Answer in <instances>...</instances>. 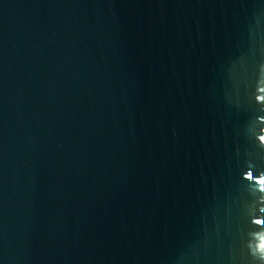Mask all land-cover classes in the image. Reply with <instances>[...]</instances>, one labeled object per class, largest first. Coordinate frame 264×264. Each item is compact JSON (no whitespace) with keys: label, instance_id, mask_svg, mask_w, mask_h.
Listing matches in <instances>:
<instances>
[{"label":"water","instance_id":"water-1","mask_svg":"<svg viewBox=\"0 0 264 264\" xmlns=\"http://www.w3.org/2000/svg\"><path fill=\"white\" fill-rule=\"evenodd\" d=\"M0 264H264V0H0Z\"/></svg>","mask_w":264,"mask_h":264}]
</instances>
